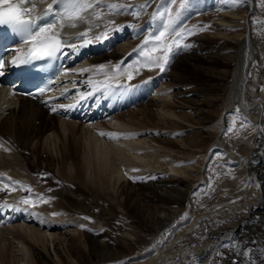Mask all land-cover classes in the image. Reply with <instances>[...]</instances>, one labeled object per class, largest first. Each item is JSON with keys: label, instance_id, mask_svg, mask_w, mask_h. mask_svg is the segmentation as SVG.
I'll return each instance as SVG.
<instances>
[{"label": "bare ground", "instance_id": "obj_1", "mask_svg": "<svg viewBox=\"0 0 264 264\" xmlns=\"http://www.w3.org/2000/svg\"><path fill=\"white\" fill-rule=\"evenodd\" d=\"M46 1L48 0H44L43 3ZM241 1L243 15L246 17L256 0ZM33 2L39 3L38 0ZM113 2L140 5L145 0H113ZM231 2L232 0H196L191 5V9L189 8V14L194 13L198 6L201 10H208L222 4L230 6ZM161 6L163 7L162 3ZM169 8L172 9V6ZM98 10L108 11L102 6ZM151 15L148 8L142 12L139 19L130 14L107 15L106 20L115 21V25L110 27L124 26L119 30L109 31L108 35L123 37V42L117 47L111 44L110 38L102 42L97 41L100 43L93 42L87 47L92 48L95 45L94 51L87 56V60L80 63L79 67L85 69L89 65H100L94 63L106 61L108 65H113L121 61L128 51H132V47L125 49L132 45L131 38H137L144 30L152 26L149 23ZM185 19L186 12L183 19L179 21V26L185 22ZM223 20L228 21V19ZM87 27V24L81 23L70 31L72 34H77L80 30L84 32ZM103 31L104 27L101 26L94 29L91 35L94 36ZM231 38L241 45L222 56L217 57L216 53L202 55V50L205 49L203 44V49L198 48L196 52L181 56L172 68H167L164 72L155 68V77L162 86L159 90L157 89L156 95L159 97L164 95L165 98L169 95L170 99H164L160 103L155 97H148L144 102L139 103V92L144 88H132L122 83L123 87H115L111 92L121 101L120 108L112 112L109 107L105 117L93 122L86 120L78 123V121L67 120V117L54 114L51 108L39 104L38 101L13 95L5 87L0 89V145H2L0 146V178L2 176V179L10 185L7 191H0V209L6 205L4 202L11 199L18 201L20 193L23 198L30 196L24 186H31L32 189L35 185L40 190L57 195L58 205L62 207L64 202L70 205L74 201L75 196L72 193L82 194L89 183H93L96 192L98 189L99 191L110 188L117 190L116 193L123 197L124 207H129L145 219L154 232V235L150 237L152 242L154 241V246L149 253L130 259L125 248L119 243L100 237V228L91 230H88V227L85 228L83 235L86 241L82 242L78 237L82 236L81 234L60 235L56 230L58 224L65 226L73 221L77 223L78 220L66 217L65 219L64 217L54 218L40 212L47 203H42V207L22 204L20 208L25 211L15 217L20 222L10 224L9 227H0V243L3 239H9L15 243L17 250L15 259H25L26 264H87L90 257L98 262L103 261L105 264L117 262L120 264L119 261H122L121 264H207L214 255L216 257L223 255L222 244L229 242L226 244V251L230 255L238 260L244 258L249 262L248 264H264V162L259 164L260 169L256 174L255 168L252 167V160L255 159L254 157L251 159L252 155L258 151L262 154L256 157L260 156L261 161L264 157H262L264 154V40L258 45L250 29ZM136 53H134L135 56ZM129 55L133 56L132 52ZM254 62L257 65L252 69L250 79L248 78L250 68ZM183 63L186 64L184 67ZM188 65L190 69L186 67ZM200 70L209 76L212 73L226 76L230 72L233 82L228 93L226 109L240 102L244 109L255 117L251 120L253 137L249 140L250 144L247 143L246 153L239 157L236 168L237 170L242 168L244 172L247 170L246 177L244 173L242 178L245 177L246 181L254 185L256 197L254 200H247L248 202L243 206L234 207V210L230 211L227 208L226 210L230 212L229 214L226 212L227 216L224 213L225 217H222V210L221 215L217 217L215 212L208 214L202 209L203 214H198L197 210L190 208L183 222L177 224L175 230L167 235L164 233L165 227L181 212L191 187L181 176L163 175L154 169L161 167L162 161H167L170 169L175 170L176 161L173 155H170L171 148L179 143L186 146L202 145L208 139L206 135L209 131L207 132L205 128L213 127L217 130L222 121H224L223 124L225 123L224 115L227 111H224L225 114L221 115L215 125L206 121L207 116L203 110L206 105L199 102L196 96L201 94L203 96L201 99H205L204 95L208 88H204L205 85L197 86L191 83L194 72ZM79 78L81 83H85L88 78L103 79L102 76H92L91 71L79 74ZM135 96L138 97L136 103L131 99ZM142 129H152V131L149 130L151 136L150 134L143 136L141 133L137 137L140 132H144ZM101 132L115 134L116 138L101 135ZM131 133L136 135H129ZM219 142L220 137L213 143V147L217 146L215 150L220 148ZM153 146L156 147V152H141ZM158 153L161 155H157ZM153 162L157 166L151 169ZM143 165L149 167H143ZM134 166L135 168L139 166L138 171H133L134 169L125 171L126 168L132 169ZM181 170V172H189L184 168ZM24 177L30 179L32 184L26 182ZM15 181L20 183L16 184ZM2 183L0 182V188H3ZM64 186H68L66 191L62 189ZM82 197L81 200H77L78 203L85 201L84 194ZM5 213L6 210L3 214ZM251 218L256 220L253 223L246 222ZM75 223L73 226L86 225L84 220L81 224L75 225ZM98 223L103 224L101 219ZM77 227L72 230L75 231ZM176 230L177 233H175ZM235 232L239 234L235 235ZM233 236H239L238 241ZM27 243L31 249L32 261L27 252L24 256L18 255L24 252L23 248ZM39 244H42L45 249H40L37 246ZM50 245L53 246L56 260L53 259ZM2 251L4 252L3 249ZM3 252H0V261L5 257ZM113 260L118 261L113 262ZM2 264L8 263L3 261Z\"/></svg>", "mask_w": 264, "mask_h": 264}, {"label": "rangeland", "instance_id": "obj_2", "mask_svg": "<svg viewBox=\"0 0 264 264\" xmlns=\"http://www.w3.org/2000/svg\"><path fill=\"white\" fill-rule=\"evenodd\" d=\"M125 1H132V0H125ZM163 2L165 3V6ZM194 2H196V0H187L186 5L181 10V15L177 23L178 30L187 29L192 33V35L189 36L187 35L186 32L185 39L182 41V44H191V47L183 49L178 54H176L172 59L171 64L168 66L169 69L173 67V65L177 62V60H179L181 56L186 55V53L196 52V50L199 49L201 50V48L203 49V47L205 48L204 51L202 50V55L204 56L209 55V53L210 54L216 53L215 55L219 57L222 56L224 53L227 52L229 53L230 51L235 50L237 46L239 47L241 44L239 42H236L234 39H232L231 36L237 34L239 35L243 32L248 31V29L252 31L254 40L257 41L258 45L261 44V42L264 40V0H256L254 7L246 17H244L243 15L241 0H232L230 6L226 4H222L221 6L209 8L208 10H201L200 6H198L196 8V11L194 13H190L191 14L190 15L189 8L191 9V5L194 4ZM161 3L163 7L161 6ZM171 6L173 11L178 9L180 7L179 0H175L174 3H170L169 0H163V1L152 0L151 5L150 7H148V9H149V13L153 14L158 8H160L161 11H163L164 8H169ZM185 12H186L185 22H183L179 26V21L183 19ZM223 19H228V21H225ZM147 29L144 30L142 32L143 34L141 33L137 38H131L132 51L134 50L133 47H138L144 41L145 36L148 35ZM148 47H150V45ZM127 48H129V46L125 47V49ZM188 63H190V61ZM185 65L186 64L183 63V67ZM255 65H257V63L254 62L252 64V68H250V74L248 77L250 79L252 77V69L255 68ZM186 67H189L190 69L189 65ZM199 69H201V67H199ZM155 73H156L155 68L151 70L145 69L140 72L141 75H136V77L133 80L131 81H128L127 79L125 80H127V82H132V81L141 82L142 80L150 76H154L151 77L150 79L152 81L148 83L154 86V91H155V93L150 97H155L156 99L159 100L160 103H162L164 99L166 100H168L167 98L170 99V96L167 95L168 97L166 96L165 98L164 95L162 97L156 95L157 91L162 86L160 85V82L156 79L157 77H155ZM229 73L230 72H228L226 76H219V74L214 75V73H212L211 76H209L207 75V73L205 74V72L203 73L200 70L198 72L197 71L194 72L195 75L192 76L193 80L192 81L190 80L192 84L194 83L197 86L205 85L204 88H208L204 95L205 99H201V97H203L201 94H198L196 96L199 102L206 105L203 107V110L205 111L207 116L206 121H210V123L215 125L218 122L221 115L225 114L224 111H227L226 114L224 115L225 123L223 124L224 121H222L221 122L222 124L218 125L217 127L218 131L213 127L212 128L204 127L205 130L209 132L206 135V137L208 138L207 141L202 145L186 146L185 144L179 143L174 148H171L172 151L170 152L172 153L170 155H173L176 161V164L174 165V167L176 168L175 170L170 169V165L166 163L167 161H162V166L157 167L155 169L153 166H157V165L155 162L152 163L153 165L151 169H154V171L161 172L163 175H168V176L170 175L181 176L185 178L186 184L191 187L190 189L191 191L189 192L186 202L183 204V208H181V212L176 217V219H174L170 223L169 222L167 223V226L165 227V232L163 231L167 235H170L175 230L177 224L183 222V219L185 218V214L189 212L190 208H194L195 210H197V212H199L198 214L200 213L203 214L202 209L204 210V212L207 211L208 214L215 212L217 217L218 215L220 216L221 212L223 211L222 217H225L224 213L227 216L231 211V209L234 210L236 207H239L240 205L243 206L246 202H248L247 200L249 201L254 200V198L256 197L255 196L256 189L254 185L252 186L251 185L252 183L250 181L245 180V177L247 175L246 173L247 170H245L244 172L242 168L238 170L236 168L238 167L239 157H241L244 153H246L247 143L250 144L249 140L252 139L253 137L252 136L253 128L251 125V120H253L255 117L252 113L251 114L248 113L249 111H246V109H244L243 105L240 102H236L234 105L229 107V109H226L228 93L230 92L231 85L233 82V76L232 74ZM156 81L158 83L154 84ZM138 87L140 88V86ZM137 98L138 97L135 96L132 97L131 99L133 102H136ZM237 109H239V111H237ZM149 130L152 131V129H147V130L142 129V131L144 132H140L139 135H137V137H139L141 133H143V136H147L149 134L151 136V132ZM129 135L134 136L136 134L131 133ZM173 137L177 138V136H173ZM218 137H220V142H219L220 148L215 150L217 146L213 147V143L217 140ZM140 138L143 139V137ZM148 138L151 139V137ZM153 141L152 144L155 145ZM155 149L156 147L153 146L151 148H146L144 150H141V152H146V151L156 152ZM211 150L213 151L211 152ZM259 154L262 153L258 151L255 154H253L251 157V159L253 157H254L253 159H255L254 161L252 160V164H253L252 167L255 168L254 170L256 171V174L259 172L258 169H260L261 163L264 162V157H263L264 154L262 155L263 161H261L260 156L256 157V155L258 156ZM157 155H161V154L158 153ZM161 160L162 159L160 157V161ZM146 166L149 167L148 165H143V167ZM181 168H184V170H188L189 172H181L182 171ZM133 169H139V166H137L136 168L134 166L132 167V169L126 168L125 171H130ZM244 173H245V177L243 179L242 177ZM39 178H41V176ZM23 179L26 182H29V184H32L30 179H27L26 177H24ZM5 183H7L8 185V182ZM67 188L68 186H64L62 189L66 191ZM114 188L116 189V186ZM116 191L117 190H114L112 188H110L109 190L107 189L105 191L102 189H100L99 191L98 189L97 190V192L99 193L98 194L96 192V189L94 188L93 183H89V186L84 189L83 191L84 193L83 192L82 194L72 193L75 196L74 201L71 202L70 205L64 202L62 207H59L58 205L57 195L47 193L45 190H40L35 185H33L31 192H29L30 196L28 197L35 200L36 205L39 207H42V203L39 201L37 194L42 193L44 194L45 198H47L48 196L52 197V199L47 202L46 204L47 206L43 207L44 209L41 208L42 209L41 211L44 214L48 216H54V218L64 217L65 219L66 217L72 220H78L77 223L73 221L69 223V225L67 223L65 226H63V224L62 225L58 224V228H56V230L58 231V233H60V235L65 234L68 236L70 234L72 235L81 234L82 236H78V237L82 242H85L86 237L84 238L83 235V233H85V228L87 229L88 227V230L94 228H98V229L100 228L101 231L100 237L108 240L110 239L112 242L119 243L127 251L128 258L129 257L130 259L136 258L139 257V255H145V253L147 255L154 246L153 245L154 241L152 242V240L150 239V237L154 235V232L151 229V227L148 226L149 224L145 219L138 216L137 213L132 209H130L129 207L126 206L124 207L123 205L124 202L122 203L123 197L120 196V194L116 193ZM83 194L85 195L86 198L85 201L83 203H78L77 200L78 199L81 200L83 198L82 197ZM23 199H24L23 197H20L18 201L16 200L12 201L11 199L7 202L12 201V202H16L15 203L16 205L18 204L22 205L23 203L20 202H22ZM5 206L2 207L3 209L2 208L0 209L1 212L7 209V204ZM226 209L230 211L228 212ZM52 213H57V215H52ZM85 217H90L91 219H86ZM100 219L102 220L103 224L98 223V220ZM82 220H84L86 224L84 225L83 228L81 227V225H78L81 224ZM255 220H256L255 218H251L248 219L246 222L249 223L252 221L251 223H253ZM2 221H3L2 218H0V223ZM15 222H20V220L17 218H13L7 221V219H5L4 225H0V227L4 228ZM57 223L58 221L56 220V225ZM74 223L75 225L77 224L78 227L73 226ZM13 225L11 227H13ZM74 227H77L75 231L72 230ZM252 227H254V225H252ZM160 233H162V231ZM175 233H177V230L175 231ZM234 234L238 235L239 232H235ZM159 236L161 235L159 234ZM234 238L235 240L237 239L238 241L239 236H235ZM159 239L161 240V237ZM4 241H5V246H4ZM227 243L222 244L223 255H221L220 257L218 256L216 257L214 255L212 258L208 260L207 264H245V263L248 264L249 263L247 260H244V258L242 260L241 259L238 260L233 255H230L229 252L226 251ZM37 246L40 249L43 250L45 249L42 244H39ZM49 248L54 257L53 259L56 260L53 251V246L50 245ZM2 249L4 250V252L2 251ZM23 251H24L23 253L21 252V254H18L19 257L20 255L24 256L25 252H27V255H29V259L32 261L31 249L28 243L25 244V248H23ZM0 252H3V254H5V257L2 258L0 264H2L3 261L4 262L6 261L8 264H26L25 259L24 260L15 259L16 258L15 255L17 252L16 246L15 243H12L11 241H9V239L7 240L3 239L2 243H0ZM118 260H113V262H117ZM119 263L121 264L122 261H119ZM87 264H105V262L103 261L98 262L95 258L90 257V260L87 262ZM115 264H118V262Z\"/></svg>", "mask_w": 264, "mask_h": 264}, {"label": "snow or ice", "instance_id": "obj_3", "mask_svg": "<svg viewBox=\"0 0 264 264\" xmlns=\"http://www.w3.org/2000/svg\"><path fill=\"white\" fill-rule=\"evenodd\" d=\"M43 3L44 0H38ZM152 0H145L143 4L132 5L113 0H52L47 7L37 14L36 2L33 0H0V26H7L15 35L19 36L22 43L26 46L16 49L17 55L11 60L12 65L26 64L32 61H42L56 59L60 56H68L79 49L87 47L93 42L104 41L109 39V31L119 30L124 26H115L114 20H106L107 15L130 14L139 19L142 12L150 7ZM174 3L175 0H169ZM25 3H32V6L24 7ZM187 0H179L180 7L173 11L171 8L157 9L150 20V26L147 29L148 35L134 52H137L138 58L133 63L124 64L118 62L111 66L100 64L93 69H80L79 74L91 71L92 76H103V80H94L88 78L85 84L89 91L80 92L77 102L94 96L96 93L110 94L115 87H123L120 84V77H126L128 81L139 75L144 69L151 70L159 68L161 72L167 70L172 59L181 50L190 48L191 44H182L185 39V33L192 35L187 29L178 30L177 23L181 15V10L186 5ZM107 8V12H101L99 7ZM96 21H100L97 23ZM155 22V24H153ZM87 24L88 27L82 33H77L74 39L80 40L81 43H70L67 39H61L60 33L65 27H77L79 24ZM104 27V31L96 35H91L94 29ZM135 27V25H132ZM150 45V47H148ZM4 61L0 60V68L3 67ZM65 74H67L65 72ZM47 89H39L43 94ZM67 92L68 89H65ZM14 94V93H13ZM52 99V98H49ZM74 104L59 105L60 108H71ZM52 112H56V107H51ZM239 111V109H237ZM243 126V125H242ZM107 135L109 138H116L115 134L100 133ZM2 146V145H0ZM133 171H138L134 169ZM48 175V174H42ZM10 179V178H9ZM14 183L19 184V181ZM25 191L31 192V186H24ZM7 184L0 188V191H7ZM15 191V189H12ZM51 191V190H50ZM41 203H47L52 197L47 199L44 194H37ZM22 203L32 207L37 206L36 201L25 197ZM12 207V205H7ZM57 215V213H52ZM91 219L90 217H85ZM83 228L84 225H81Z\"/></svg>", "mask_w": 264, "mask_h": 264}]
</instances>
